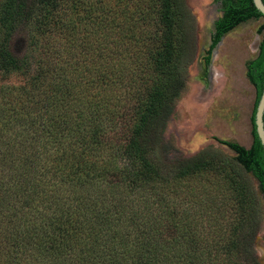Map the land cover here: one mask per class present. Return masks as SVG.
Instances as JSON below:
<instances>
[{
  "label": "trees",
  "instance_id": "16d2710c",
  "mask_svg": "<svg viewBox=\"0 0 264 264\" xmlns=\"http://www.w3.org/2000/svg\"><path fill=\"white\" fill-rule=\"evenodd\" d=\"M222 2L206 59L264 18L252 0ZM194 57L186 0H0V264H261L254 110L248 148L221 141L233 158L211 146L166 158Z\"/></svg>",
  "mask_w": 264,
  "mask_h": 264
},
{
  "label": "rangeland",
  "instance_id": "374dc122",
  "mask_svg": "<svg viewBox=\"0 0 264 264\" xmlns=\"http://www.w3.org/2000/svg\"><path fill=\"white\" fill-rule=\"evenodd\" d=\"M195 20V57L187 69L186 85L162 132L169 146L167 159L191 156L211 146L228 158L235 153L222 140L248 148L256 90L246 75L247 62L257 55L263 17L251 18L225 33L209 51L214 25L223 16L222 0H186ZM249 180L261 209L254 254L264 264V201L257 180Z\"/></svg>",
  "mask_w": 264,
  "mask_h": 264
},
{
  "label": "water",
  "instance_id": "95a60500",
  "mask_svg": "<svg viewBox=\"0 0 264 264\" xmlns=\"http://www.w3.org/2000/svg\"><path fill=\"white\" fill-rule=\"evenodd\" d=\"M256 9L264 15V2L263 0H252ZM263 114H264V84L259 96V99L256 103L254 114H253V125L255 133L262 145L264 151V121H263Z\"/></svg>",
  "mask_w": 264,
  "mask_h": 264
},
{
  "label": "flooded vegetation",
  "instance_id": "af4514ba",
  "mask_svg": "<svg viewBox=\"0 0 264 264\" xmlns=\"http://www.w3.org/2000/svg\"><path fill=\"white\" fill-rule=\"evenodd\" d=\"M213 35H214V34H213ZM211 42H212V41H211ZM218 42H219V41H218ZM216 44H217V43H216ZM216 44H215V45H216ZM210 45H211V44H210ZM215 45H214V46H215Z\"/></svg>",
  "mask_w": 264,
  "mask_h": 264
}]
</instances>
